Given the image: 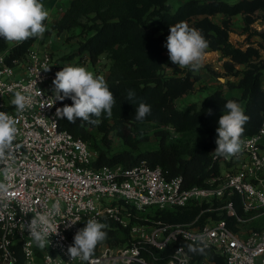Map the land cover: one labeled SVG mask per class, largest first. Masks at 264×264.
<instances>
[{"label": "built area", "instance_id": "built-area-1", "mask_svg": "<svg viewBox=\"0 0 264 264\" xmlns=\"http://www.w3.org/2000/svg\"><path fill=\"white\" fill-rule=\"evenodd\" d=\"M10 54L9 49L0 53V111L18 120V134L8 160L0 163L13 170L10 196L0 201V264H151L142 256L145 245L172 247L165 264H212L209 253L221 255L226 264H264V227L240 232L220 219L196 229L155 216L210 198L225 199L228 214L234 215L233 195L246 208L264 207V119L258 132L243 135L246 146L240 153L217 156L216 148L210 150L218 168L203 184L185 186L181 175L167 179L160 165L145 158L131 166L97 165L98 150L60 128L56 117L61 103L52 98V81L68 65L47 48L31 46L11 61ZM83 54V67L106 80L111 60L106 64L99 55L91 61L88 52ZM16 93L31 97V107L17 113ZM56 201L61 205L53 221L58 232L50 233L48 247L40 249L22 227ZM90 218L114 220L128 230L126 241L118 247L100 243L89 260H71L67 249ZM189 244L204 247V254L195 255Z\"/></svg>", "mask_w": 264, "mask_h": 264}, {"label": "trees", "instance_id": "trees-1", "mask_svg": "<svg viewBox=\"0 0 264 264\" xmlns=\"http://www.w3.org/2000/svg\"><path fill=\"white\" fill-rule=\"evenodd\" d=\"M45 1L41 0L42 3ZM258 2L259 0H238L233 3L227 0H187L176 9H170L164 3H158L159 8L139 13L130 4V0H70L62 16L54 23V28L64 31L80 27L85 37L78 51L88 52L91 61H95L104 53L109 55L110 71L106 82L116 102L111 118H108L106 113H102L99 118L100 123L97 125L81 126L79 120L73 124L66 118L58 117L60 128L67 129L75 137L82 138L90 147L98 150L97 165L121 163L131 166L145 158L151 165H160L167 179L181 175L185 186L203 184L204 179L218 168V163H212L210 156V150L217 147L215 143L217 128L209 129L194 145L187 142L166 144L167 136L171 128L176 132L195 128L208 116V109L212 112L223 110L228 100L241 101L245 114L250 118L244 125L243 135L258 132L264 119V88L260 83V68L245 70L243 77L236 85L233 81H227L229 85L241 89L240 97H227L219 87L205 94L200 103L192 102L178 107L173 99L191 86L193 74L191 70L183 75L165 74V66L172 62L161 53L159 43L169 32L168 27L180 22L181 18L189 13L252 12ZM202 21L206 22L208 28L206 35L209 37L207 39L209 46L212 49H220L224 55L231 57L225 61V64L233 66L237 62H247L253 49L242 50L230 43L227 23L221 27L208 18ZM35 40L34 37L20 44L10 45L0 37V53L9 49L11 52L9 61L20 58L25 55ZM198 77V74L194 75L195 79ZM129 90L134 91V100L127 99ZM140 102L151 106V113L143 121H154L163 126L158 131L161 135L160 148L139 153H133L130 150L110 153L107 147L100 144L101 140L104 141L111 129L119 128L120 130L125 121L141 122L135 118ZM60 103L62 108L64 105H71L72 100L65 98ZM96 132H103L100 140ZM119 133L122 134V131ZM123 137L125 142L133 144L131 139ZM234 199L236 204H240L239 195H234ZM198 210L196 209L197 212ZM168 221L175 222L169 219ZM101 222L107 225L104 229L107 232V239H118L120 234L124 236L128 234L127 229L118 226L110 218H102ZM171 250L172 247L159 250L145 245L142 248V256L151 264H165ZM204 252L194 254L202 256ZM19 257L22 259L20 251ZM209 258L216 260V264H226L221 255L209 253ZM129 264L142 263L132 261Z\"/></svg>", "mask_w": 264, "mask_h": 264}, {"label": "rangeland", "instance_id": "rangeland-1", "mask_svg": "<svg viewBox=\"0 0 264 264\" xmlns=\"http://www.w3.org/2000/svg\"><path fill=\"white\" fill-rule=\"evenodd\" d=\"M70 0H46L43 2L45 8L49 11L50 16L45 21L47 31L43 34V38H36L40 47L47 48L58 56L67 65L83 66V59H86L83 53L78 51L79 46L85 34L81 32L80 27L71 30L58 31L54 28V23L62 16L65 6ZM187 0H130V4L135 8L136 12H149L154 8H159L158 3L167 4L170 9H176L179 5ZM203 1V0H199ZM233 3L238 0H227ZM208 18L221 27L224 23L228 25V41L235 47L242 50L252 48L253 50L247 58V62L234 63L233 66L225 64V61L231 59L229 55H224L220 49H212L210 46L206 50V57L203 67L198 72H193L191 76L192 84L183 93L173 99L178 107H183L192 102H198L203 99L205 94L216 88H221L227 97L242 95V91L237 86H231L227 81H233L235 85L243 77L245 70L260 68V83L264 88V0H259L257 7L252 12H242L229 14L226 11H219L214 14L192 12L183 16L180 20L186 21L190 27L201 31L205 39H209L206 35L208 28L203 19ZM170 25V26H174ZM170 26L168 31H170ZM205 33V35H204ZM159 43L161 53L169 58L167 48L165 47L167 36ZM35 40V41H36ZM53 40V41H52ZM52 41V45H45V42ZM12 44V43H9ZM34 44V43H33ZM149 47V46H147ZM103 62L107 64L110 57L106 53L101 55ZM170 61V59H169ZM190 71L188 68L181 69L179 66L170 63L164 68L165 74L183 75ZM198 74L197 79L194 75ZM242 106V102H239ZM226 109L213 111L212 115H208L195 128L183 132H176L171 128L170 134L167 136L166 144L173 142H187L194 145L199 142L200 137L209 129L218 128L219 118ZM113 123V121H110ZM163 128L162 125L154 121L141 122H123V127L111 129L104 141L100 144L107 147L110 153L119 150H130L133 153L153 151L160 148V137L158 131ZM122 131V134L119 132ZM100 140L103 132H96ZM123 136L132 140L133 144L125 142ZM95 149V148H94ZM236 205L235 214L229 215L226 208L225 199L210 198L201 202L189 203L183 207L174 209H165L156 212V218L159 217L168 221L172 220L179 223H185L192 228H201L206 224H212L220 219H224L227 224L240 232H246L250 228L264 227V207L246 208L240 198V204H236L234 195L232 196ZM196 209H199L198 212ZM196 211V212H195ZM127 235L120 234L119 238L106 239L102 244L110 247H118L124 244ZM209 255V254H208ZM212 264H216V260L211 259ZM222 263V262H221Z\"/></svg>", "mask_w": 264, "mask_h": 264}, {"label": "clouds", "instance_id": "clouds-1", "mask_svg": "<svg viewBox=\"0 0 264 264\" xmlns=\"http://www.w3.org/2000/svg\"><path fill=\"white\" fill-rule=\"evenodd\" d=\"M49 16L50 13L41 0H0V37L15 44L34 37L43 38V34L47 31L45 21ZM165 47L173 64L181 69L188 68L198 72L203 67L209 41L200 30L190 27L186 21H181L170 26ZM49 70L50 67L44 69L46 72ZM52 83L54 102L63 101L65 98L72 100L71 105L56 109V117L66 118L73 124L79 120L81 126L99 124L102 113H106L107 117L111 118L116 101L102 75H96L83 66L68 65L56 72ZM134 98V91L129 90L127 99L131 101ZM12 104L17 113H20L31 107L32 99L16 93ZM224 108L226 111L220 116L219 126L216 129L217 147L214 154L234 156L246 146V141L242 137L245 131L244 125L250 118L245 114L241 104L235 100H228ZM150 113L151 106L140 102L135 118L137 121H143ZM207 114L212 115V110L208 109ZM17 124L18 120L13 115L0 111V163H5L12 153L18 134ZM12 171L8 166L0 168V176L3 177L0 180V201L7 200L10 196ZM60 214L61 205L56 201L49 211L36 212L30 221L24 222L22 231L24 228L27 229L30 243L40 249L48 247L50 233L58 232L53 227L54 217ZM105 228H107L105 223L95 218L88 219L85 226L76 232L73 244L67 249L71 260L77 258L81 261L89 260L97 245L107 239ZM197 239L204 244L203 237ZM206 246L204 244V247ZM204 247L188 245L189 251L194 253H203Z\"/></svg>", "mask_w": 264, "mask_h": 264}, {"label": "crops", "instance_id": "crops-1", "mask_svg": "<svg viewBox=\"0 0 264 264\" xmlns=\"http://www.w3.org/2000/svg\"><path fill=\"white\" fill-rule=\"evenodd\" d=\"M68 5H69V3L65 6V8H66ZM65 8L63 9V12L60 14V16L64 13ZM52 41H53V40H52ZM52 41L45 42V43H44V46H45V45H47V46L50 45V46H51V45H52ZM37 42H38V41L36 40L32 46H33V47H40L39 44H38ZM12 44H14V43H12ZM12 44H10V45H12ZM228 60H229V59H228Z\"/></svg>", "mask_w": 264, "mask_h": 264}]
</instances>
